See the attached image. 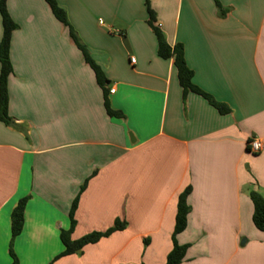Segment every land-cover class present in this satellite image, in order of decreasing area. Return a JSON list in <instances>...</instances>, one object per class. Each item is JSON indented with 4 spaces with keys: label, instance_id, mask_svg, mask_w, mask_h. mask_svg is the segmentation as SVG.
I'll list each match as a JSON object with an SVG mask.
<instances>
[{
    "label": "crops",
    "instance_id": "obj_1",
    "mask_svg": "<svg viewBox=\"0 0 264 264\" xmlns=\"http://www.w3.org/2000/svg\"><path fill=\"white\" fill-rule=\"evenodd\" d=\"M55 2L102 69L110 109L123 117L107 115L92 70L44 0H8L17 28L11 123L0 121V264H11V213L24 198L18 264H165L188 187L190 213L176 236L188 245L181 264H264L249 198L264 197V0H218L223 16L214 0H149L167 44L183 47L193 85L228 115L183 96L173 60L158 56L145 0ZM252 139L261 152L249 151ZM84 185L72 239L116 221L126 228L55 260Z\"/></svg>",
    "mask_w": 264,
    "mask_h": 264
},
{
    "label": "trees",
    "instance_id": "obj_2",
    "mask_svg": "<svg viewBox=\"0 0 264 264\" xmlns=\"http://www.w3.org/2000/svg\"><path fill=\"white\" fill-rule=\"evenodd\" d=\"M7 1L8 0H0V18L2 23V38L0 41V121L6 125H9L11 122L10 118L8 117L7 83L10 74H12V66L9 58V51L11 36L12 33L16 30L17 26L13 22L7 11ZM44 2L49 7L54 18L63 27L67 29L70 41L81 53L84 63L92 70L96 80V84L103 92V105L107 115L112 118H122L123 115L120 112H115L110 109L106 91V85L108 84V81L106 80L102 69L93 61L87 48L82 44L72 27L70 26L66 12L57 5L55 0H44ZM214 2L220 12V15L223 16L224 11L220 6L218 0H214ZM145 7L148 15L147 24L154 33V36L157 41L158 56L164 60H173V65L176 70L178 82L182 89L183 96L188 93L195 94L203 98L220 115L230 114L231 110L227 105L215 101L210 95L206 94L205 92L193 85V73L186 65L183 47L180 44H177L173 47H170L167 44L164 34L160 31L159 26L156 25V14L149 0H145ZM84 189L85 185L80 189V192L72 203L69 212V228L67 230L60 231L59 238L63 246V251L62 253H60V255L55 258V260L66 256L80 254L86 246L94 245L98 243L101 239L107 238L113 233L117 231H122L126 228L125 223H120L119 221H116L114 226L105 232H92L81 237L78 240H73L72 233L76 224L74 220V213L77 207L79 196L84 191ZM189 193L190 188L188 187L178 196L174 230L171 235L172 250L167 255L165 264H181L188 249V245L182 246L177 243L176 236L181 234L185 230L187 225V219L190 213V207L187 204V197ZM249 198L253 205V225L256 230L264 234V197L256 191H251L249 193ZM27 201V198L21 199L11 213V242L9 245V256L12 260L11 264H18V259L13 252V241L22 232L24 224V211Z\"/></svg>",
    "mask_w": 264,
    "mask_h": 264
},
{
    "label": "built area",
    "instance_id": "obj_3",
    "mask_svg": "<svg viewBox=\"0 0 264 264\" xmlns=\"http://www.w3.org/2000/svg\"><path fill=\"white\" fill-rule=\"evenodd\" d=\"M99 23L102 25L103 23L101 21H99ZM132 64H134V60L131 59L130 61ZM111 93H114V90L110 91ZM248 149L251 153L253 154H257L259 152H261L263 150V144L261 141L257 140V139H252L248 142Z\"/></svg>",
    "mask_w": 264,
    "mask_h": 264
}]
</instances>
